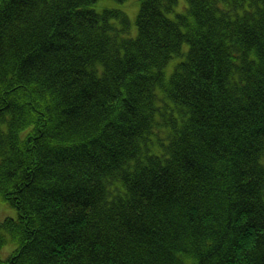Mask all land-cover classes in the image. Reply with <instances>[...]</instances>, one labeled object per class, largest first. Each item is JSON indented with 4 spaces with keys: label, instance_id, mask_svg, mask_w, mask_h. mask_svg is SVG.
<instances>
[{
    "label": "trees",
    "instance_id": "1",
    "mask_svg": "<svg viewBox=\"0 0 264 264\" xmlns=\"http://www.w3.org/2000/svg\"><path fill=\"white\" fill-rule=\"evenodd\" d=\"M139 1L0 0V264H264V0Z\"/></svg>",
    "mask_w": 264,
    "mask_h": 264
},
{
    "label": "rangeland",
    "instance_id": "2",
    "mask_svg": "<svg viewBox=\"0 0 264 264\" xmlns=\"http://www.w3.org/2000/svg\"><path fill=\"white\" fill-rule=\"evenodd\" d=\"M139 6H140L139 0H125L124 3H119V1H115V0H99V2H97L96 4V7L98 9H101L103 7H118L127 11L132 22V27H131L132 35H136L137 32L136 18L139 11ZM185 6H186V1L180 0L177 9L179 11L184 10ZM173 64L174 61H172L170 65L167 66L166 68L167 73H170L172 71ZM7 216L17 217V210L15 207H13L12 205H10L8 202L4 201L0 197V218L3 219ZM14 246L15 243H11L3 248H0V256L4 258L10 252V250L13 249Z\"/></svg>",
    "mask_w": 264,
    "mask_h": 264
},
{
    "label": "bare ground",
    "instance_id": "3",
    "mask_svg": "<svg viewBox=\"0 0 264 264\" xmlns=\"http://www.w3.org/2000/svg\"><path fill=\"white\" fill-rule=\"evenodd\" d=\"M116 1V0H115ZM186 1V3H187V0H185ZM218 2L217 3H219V2H221L222 0H217ZM125 2V0H119V3H124ZM139 4H140V1H139ZM95 8H97L96 7V5H95ZM121 9V8H120ZM129 15V14H128ZM130 17V16H129ZM131 20V19H130ZM131 27H132V22H131ZM137 31H138V27H137ZM137 33V32H136ZM129 35H130V32H129ZM183 48H184V46H183ZM188 48V45L184 48L185 50ZM185 51L183 50L182 51V55L184 56L185 54ZM174 61V63L175 62H177V60L176 59H174L173 60ZM159 96H161L160 94H159ZM63 124H64V122H63ZM177 143V142H176ZM260 144H261V152H260V154H259V157L261 158V156H262V154L264 155V136L261 138V140H260ZM151 156H152V158H155L156 157V153L153 151V153H151ZM101 183H102V185H103V181H102V179H101ZM21 189L20 190H22V187H20ZM108 192L107 191H103V194L105 195V194H107ZM22 195H23V197L24 198H26L28 195H30V192L29 191H26V189H23V191H22ZM128 195H125V196H123V197H127ZM113 197H118L119 199H121V196H119V195H113V196H107V197H104V198H102V203H103V205L104 206H110V203H111V200H112V198ZM28 202L31 204V205H29L28 206V209L29 210H31L32 211V213H33V215L32 216H34V211H35V205L33 204V199L30 197V198H28ZM29 210H28V213H29ZM30 214V213H29ZM43 226V225H42ZM13 251L14 250H10V252L7 254V255H10V254H12L13 253ZM28 258V257H27ZM23 258L22 260L20 259V264H22V262H23V260H25L26 262H27V260H30V258Z\"/></svg>",
    "mask_w": 264,
    "mask_h": 264
}]
</instances>
